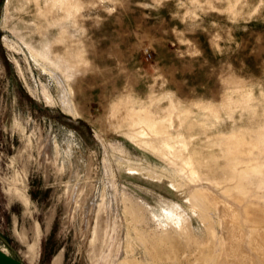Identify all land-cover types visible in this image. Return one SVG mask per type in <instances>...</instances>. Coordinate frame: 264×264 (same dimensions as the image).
Here are the masks:
<instances>
[{
  "label": "rangeland",
  "instance_id": "1",
  "mask_svg": "<svg viewBox=\"0 0 264 264\" xmlns=\"http://www.w3.org/2000/svg\"><path fill=\"white\" fill-rule=\"evenodd\" d=\"M0 249L264 264V0H0Z\"/></svg>",
  "mask_w": 264,
  "mask_h": 264
},
{
  "label": "water",
  "instance_id": "2",
  "mask_svg": "<svg viewBox=\"0 0 264 264\" xmlns=\"http://www.w3.org/2000/svg\"><path fill=\"white\" fill-rule=\"evenodd\" d=\"M0 264H23L0 249Z\"/></svg>",
  "mask_w": 264,
  "mask_h": 264
}]
</instances>
